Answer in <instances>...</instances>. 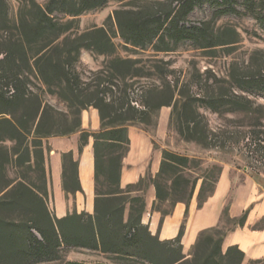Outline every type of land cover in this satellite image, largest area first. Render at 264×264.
Returning a JSON list of instances; mask_svg holds the SVG:
<instances>
[{
	"label": "trees",
	"instance_id": "trees-1",
	"mask_svg": "<svg viewBox=\"0 0 264 264\" xmlns=\"http://www.w3.org/2000/svg\"><path fill=\"white\" fill-rule=\"evenodd\" d=\"M107 2L47 0L41 6L35 0H23L17 20L12 23L5 0H0V211H18L21 216L19 221L7 223L0 214V264L50 263L60 259L62 250L69 249L96 251L145 264H241L244 257L236 247L223 251L226 231L222 228L201 232L192 246L193 252L183 254L181 239L187 208L197 183L183 176L186 157L164 151L159 172L150 180L155 189L153 206L167 201L171 202V211L176 203L186 206L178 234L171 240L159 241L141 223L145 200L144 195L137 193L143 192L140 184L144 177L122 188L120 174L129 147L127 128L155 126L157 123H151V114L155 111L171 108L170 122L174 114L187 112L183 123L190 134L185 140L202 143L208 136L205 132H200V138L196 136L199 132L196 118H201L196 102L218 113L225 106H232L233 111L250 112L252 101L234 93L204 95L201 99L184 96L178 89L171 64L162 59L152 61L161 84L147 87L134 96L133 86L152 75L138 66L140 59L116 56L112 37L103 27L78 34L74 31V19L62 22L53 16L58 13L75 18ZM203 2L219 7L217 15L237 12L229 0L220 3L185 0L179 7L185 9L181 18L176 16L177 11L173 14L171 4L157 2L152 3L150 9L156 10L147 18L132 9H119L113 12V19L129 52L149 48L154 53H169L179 42H191L199 49L230 44H218L216 39L226 32L237 36L235 30L223 28L215 32L210 22L189 27L182 24L193 6ZM243 3L245 10H254L250 7L253 0H243ZM163 5L168 9L161 11L158 7ZM81 51L109 59L83 79L78 70ZM252 78L248 79L252 81ZM46 95L54 97L60 107L49 104ZM89 108L97 110L99 117V129L93 133L81 129V114ZM77 132H80L79 152L89 137L93 140V214L73 212L56 219L46 206L43 141ZM179 133L183 135L182 130ZM6 141L12 143L10 149L1 145ZM10 166L37 173L41 187L22 178L8 177ZM77 168L78 162L72 155L64 154L63 190L66 193L82 192ZM165 173H168L166 179L162 176ZM176 195L181 197L173 200L171 197ZM171 211L159 212L161 222ZM242 222L241 217L238 224Z\"/></svg>",
	"mask_w": 264,
	"mask_h": 264
},
{
	"label": "rangeland",
	"instance_id": "rangeland-1",
	"mask_svg": "<svg viewBox=\"0 0 264 264\" xmlns=\"http://www.w3.org/2000/svg\"><path fill=\"white\" fill-rule=\"evenodd\" d=\"M20 1L23 0H5L8 17L12 23L17 20ZM35 1L41 6L47 2V0ZM222 1L218 0L219 3ZM157 2L171 4V8L175 10L173 14L177 11L176 16L178 18H181L185 11L184 8H179L185 0H108L105 6L85 11L75 18L58 13H53V16L62 22L74 19V31L78 34L94 27H103L112 37L116 46V56L140 59L138 66L143 67L145 72L149 71L152 75L142 78L138 84L133 86L131 93L134 96L147 87L161 84L157 78L159 74L153 68L154 63L152 61L162 59L171 64L170 68L174 71V78L178 80V89L184 96L201 99L204 95L216 96L234 93L243 95L252 101L253 109L250 112L233 111L232 106H225L226 109L218 113L205 108L201 102H196L195 106L201 117L196 118L199 123L197 129L199 132L196 136L200 138L198 136L200 132L201 134L205 132L208 139L201 140L202 143L185 140V136L190 134L183 123L187 117L185 116L187 112L180 111L179 114H174L171 122L168 119L165 137L161 142L155 144L156 148L162 149V153L167 151L188 159L182 173L190 182L197 181L193 195L197 196L198 204L201 205L213 190L223 165H232L239 170L244 169L253 174L264 173V164L259 165V157H264V0H253L252 5H250L254 9L252 11L245 10L243 0H229L237 12H228L222 15L216 14L217 9H220L219 7L210 2H203L202 4H195L182 19V24L187 27L201 22H210L215 32L223 28L235 30L237 36H231L230 32H226L216 39L218 44H230L218 45L212 49H199L191 42H179L169 53H154L149 48L145 51H127L119 37L113 12L119 9H132L138 11L142 18H147L156 10L150 9L152 3ZM158 8L161 11L168 9L166 5ZM108 59L81 51V64L78 70L81 72L82 78L89 77L91 71L99 69ZM248 78H252V81ZM45 100L53 106H58L54 97L46 95ZM88 111H91V108ZM160 111L161 109L151 114V123H157ZM168 111L170 117L171 108H168ZM133 126L145 130L151 136L155 134L156 125ZM179 130L183 131V135L179 133ZM88 133H93V131L88 130ZM44 141L43 149L45 150ZM1 145L7 149L12 147V143L8 141ZM44 165L47 192L46 206L50 215L54 217L45 153ZM7 175L10 178H22L26 182L31 181L37 187H41L42 182L35 172H25L24 169L10 166ZM162 176L166 179L168 173ZM152 177L151 173L146 172L144 180L140 184L144 193L140 192L137 195L145 196L147 188L151 187L150 180ZM179 197L181 195L171 198L175 200ZM184 197L187 198V194ZM153 208L163 214L170 212L172 205L170 201L156 202ZM0 214L7 223L19 221L21 218L18 211L1 210ZM223 223V230H231L238 226V220H230L225 216ZM192 252V247L184 251L185 255ZM67 262L145 264L139 261L131 262L110 254L102 255L81 249L62 250L60 259L42 264H67ZM241 264H264V259L259 261L243 260Z\"/></svg>",
	"mask_w": 264,
	"mask_h": 264
},
{
	"label": "crops",
	"instance_id": "crops-1",
	"mask_svg": "<svg viewBox=\"0 0 264 264\" xmlns=\"http://www.w3.org/2000/svg\"><path fill=\"white\" fill-rule=\"evenodd\" d=\"M169 119L168 107L161 108L155 134L151 136L145 130L129 126L127 136L129 147L122 160L120 186L136 184L146 172L155 176L160 169L162 149L155 147L165 137V129ZM81 129L96 132L99 129L97 110H85L81 114ZM80 132L63 137L46 139L45 160L49 175V193L53 203L56 219H61L73 212L93 214L94 203V160L93 140L88 138L87 144L79 152ZM71 154L78 162V181L81 191L74 194L63 190V155ZM145 210L141 223L147 227L151 235H157L159 241L171 240L178 234L184 220L186 206L176 203L171 214L164 217L153 210L155 189L147 188L144 196ZM230 220L243 218L242 225L226 230L222 241L223 250L236 247L245 261H259L264 259V173H248L244 169H237L232 165H223L214 185L213 191L199 205L197 196L193 195L189 201L181 239L183 254L190 249L198 235L209 229L222 228L223 217ZM89 251V250H84ZM92 253H100L89 251ZM102 254V253H100ZM105 255V254H102ZM101 263V262H93ZM105 264V263H102Z\"/></svg>",
	"mask_w": 264,
	"mask_h": 264
},
{
	"label": "built area",
	"instance_id": "built-area-1",
	"mask_svg": "<svg viewBox=\"0 0 264 264\" xmlns=\"http://www.w3.org/2000/svg\"><path fill=\"white\" fill-rule=\"evenodd\" d=\"M264 164V157L260 156L259 157V165H263Z\"/></svg>",
	"mask_w": 264,
	"mask_h": 264
}]
</instances>
